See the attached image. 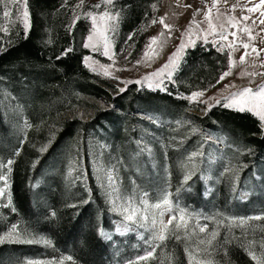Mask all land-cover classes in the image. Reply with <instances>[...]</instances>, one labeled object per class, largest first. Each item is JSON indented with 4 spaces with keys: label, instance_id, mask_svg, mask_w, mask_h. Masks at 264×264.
I'll list each match as a JSON object with an SVG mask.
<instances>
[{
    "label": "trees",
    "instance_id": "1",
    "mask_svg": "<svg viewBox=\"0 0 264 264\" xmlns=\"http://www.w3.org/2000/svg\"><path fill=\"white\" fill-rule=\"evenodd\" d=\"M100 2L84 4L77 11L74 0H28L31 26L27 38L21 25L9 26L7 32L0 30V160L4 163L9 159L15 161L10 174V191L12 207L16 210L13 212L11 207H0V235L6 233L12 224H18L34 235L51 241L50 246L38 243L1 244L0 264H17L25 258L60 262L66 256H71L72 260H64L63 264L120 263V259L114 257V250L117 249H112V243H117L118 250L123 251L127 244H122L121 237L112 236L110 242L99 236L100 229L112 231L111 219L114 216L108 213L103 198L92 183L88 187L89 193L77 186L73 191L66 190L65 193L63 190V195L57 177L51 173L42 177L38 188H31L49 159L53 160L52 171L60 169L63 163L61 154L68 141L78 133L86 136L108 124L106 137L111 140L116 152L118 144L126 136L122 122L137 121L132 113L157 116L162 122L159 127L146 122L143 124L148 131L164 138L172 127L171 123L182 118L203 130L222 135L230 150L239 147L250 149L255 164L264 162V131L256 116L247 111L224 108L223 101L213 104L210 110L207 108L200 115L196 112L197 103L180 98L188 97L192 90H198L207 83L216 84L217 78L225 71L226 55L212 43L198 42L195 47L185 49L171 80H165L166 90H151L146 83L141 86L135 80H125L132 83L123 82L125 91L120 92L116 85L93 73L85 65L84 57L101 59L102 56L83 46L90 34L91 22L82 14L104 11V6L100 9L92 7ZM157 3L158 0H115L111 11L120 16L116 32L109 34L114 54L123 47H130L135 56L139 53L145 41L144 30L154 20L153 5ZM76 15H81V19L70 27ZM1 17L2 6L0 21ZM130 35L132 39H129ZM69 48L72 51L61 56ZM179 77L182 80L176 82ZM1 93L18 105L20 118L31 127L21 131L14 126L11 115L3 112ZM85 98L102 99L116 110H100L92 106L90 119L70 118L57 124L59 128L43 153L32 146L41 137L43 126L76 107H91L84 101ZM169 148L172 147H167L164 157L157 150V161L159 166L163 163L168 169L166 181L172 193H176L173 187L180 183L181 178L174 167L175 152ZM18 149L20 154L17 156ZM181 151L184 153L187 150L183 147ZM248 159L245 156L243 161H253ZM246 171L252 173V166H248ZM123 175L126 174L123 172ZM203 190V184L195 175L187 183L185 191H180L177 201L202 210L206 215L220 209L226 213L232 211L235 215L248 216L252 213L250 202L238 201L235 192L224 188L221 183L213 185V192L207 198L202 197ZM61 195L65 197L63 203ZM2 199L6 204L7 197ZM178 234L181 240L172 238L165 241L163 246L157 247L153 257L138 264H188L185 253L187 238L181 231ZM236 234L225 229L217 233L212 242L222 255L217 261L221 264H254L240 247ZM261 237L264 239V236ZM127 241L132 243L131 239ZM129 262L136 264L137 260L128 259L122 264Z\"/></svg>",
    "mask_w": 264,
    "mask_h": 264
},
{
    "label": "rangeland",
    "instance_id": "2",
    "mask_svg": "<svg viewBox=\"0 0 264 264\" xmlns=\"http://www.w3.org/2000/svg\"><path fill=\"white\" fill-rule=\"evenodd\" d=\"M97 1L101 0H84V4ZM213 2L214 0H158L157 5H155V11H153L155 13L154 20H156V23H151L144 30L146 34L145 41L136 56L130 47H123L117 54H114L111 43L110 55L112 58L110 59L102 55L103 46L100 45V51H94L92 48L89 49L99 53L102 58L89 57L87 67L91 71L92 68H96V71H92L93 73L111 82L118 88H122V83L125 80H142L146 74L155 72L167 62L168 57L176 51L181 40H184L186 44L188 43L189 37L182 35V33L188 28L189 22L193 19V15L197 9H200V12L195 15V22L200 25V28L197 29L196 24H193L192 30L194 35L191 39L195 40L196 43L205 42L200 38V35H207L203 31L208 29L205 14L211 9L213 23L218 26L219 23L223 22L224 31L228 34L227 40H221L218 35H209L207 37V42L213 45V42H215V47L226 55V69L216 81L220 79L224 72L230 70V61L232 64L231 74L220 81V83L214 84L215 87H210L213 83H207L198 90H192L189 96L194 92H204L202 97L192 100L198 104L197 114L202 115L209 104H215V99L209 100V97L220 99L231 92L242 90L245 87H250L254 90L257 89L258 86L264 84V23H261L264 20V15H261V12H264V8L257 9L253 12H248L247 9L259 4L260 0H218L216 7H212ZM77 3H79V0H74L75 6ZM188 5L191 7H187ZM3 10L2 6V12ZM79 10L80 8H77V11ZM218 12L222 14L219 21L216 19ZM17 15L15 7H12L11 17H1L0 30L14 25H21L23 27L22 9L20 13L21 19L18 20ZM165 16V23L172 25L170 30L164 28L159 22L160 18ZM245 16L249 17V19H241ZM229 17L234 18L237 26H232L227 22ZM244 27L251 29V33L255 39L249 40L248 34L239 30ZM232 32H236L237 37L230 35ZM151 37H157L158 39L152 43L151 49H146ZM234 40L236 50L228 47V44ZM241 41L250 45L247 50L250 55L246 57L245 63L243 64L239 62L241 55L245 52V49L241 46ZM189 47L192 46L189 45L186 49ZM252 47H255L259 51L258 57L255 53L251 52ZM152 49L158 55L153 56ZM146 50L149 51V56L152 57L150 60L145 58L144 54ZM137 61H140V63L137 64ZM149 64L150 66H148ZM101 65L104 67L101 68ZM105 71L111 75H104ZM241 73H256V75L242 76ZM181 80L182 78L179 77V80H176V82ZM225 85L235 86L225 88ZM84 101L91 107H76L43 126L41 137H38L32 146L39 149V152H41V149L46 148L59 128L57 124L65 119L77 118L88 120L93 115V107L94 109L100 110L110 108L116 110L115 107L110 106L102 99L85 98ZM201 101H207V103ZM1 105L5 115H11L14 126H17L18 130L22 131L27 128L25 126V120L19 116L18 105L4 93H1ZM131 115L135 116L137 121L132 123L122 122L123 132L126 133V136L118 144L116 152L113 151L111 140L106 137V133L108 132L107 127H110L108 124L105 125L106 127L86 136L78 133L68 141L64 152L61 154L63 163L60 169L56 172L52 171L50 166L53 160L49 159L39 171V179L31 185V188H38L41 184L42 177L51 173L57 177L58 185L61 187V194L63 193V195H65L66 190L73 191L77 186H81L89 193L88 187L92 183L103 198L108 213L114 216L111 219L112 231L109 232L100 229L98 231L99 236L110 242L113 239L112 236L121 237L122 244H127L123 251V249L118 250L117 243H112V249H117V251L114 250L116 254L114 257L120 259L119 264L126 263L128 259L137 260L138 257L144 256L150 248L145 243V240L140 237L141 235L149 237L150 233L135 224L130 226V230H125L123 217L118 211L112 210V202L114 201L117 205H124L131 202L134 206L143 209L144 205L140 204V200L145 198L143 196L144 193H148L146 199L149 204L161 201L165 194L170 193L169 198L173 203V207L183 209L185 213L189 214L186 216L190 225L187 230V236H185V230L183 228L179 230L187 238L186 245L189 248H195L197 245L202 250L208 248L209 246L206 244H199V240H207L210 238L211 232L218 233L221 229H225L231 233H237L238 238L236 237V239L239 240L237 242H239L240 247L247 255L248 251L246 249H251L259 257L262 251L261 245L264 244V239L261 237L264 236V219H253V217L264 216V162L255 164L250 149L239 147L230 150L228 149L226 139L222 135L203 130L194 123L187 122L182 118L176 119V121L171 123L172 127L168 130L166 138H164L159 134L148 131L143 124L146 122L154 127H159L162 122L157 116L142 112L132 113ZM42 142L43 144L41 145ZM169 146L172 147L169 149H173L175 152L173 155L174 167L181 178L180 183L173 187L176 188V193H172L169 188L170 185L166 181L168 169L163 163H160L159 166L157 161V150L164 157ZM183 147L189 152L184 151L183 153L181 151ZM192 153L202 154H198L189 159ZM245 156H248V160L253 161H243ZM248 166H252V173L246 171ZM123 172L126 175H123ZM109 174L113 178L112 184H109ZM186 175L191 176L189 181H192L195 175L198 176L204 186L203 198H207V195L209 196L213 192V185L221 183L224 188L235 192V199L240 202L247 201L251 203V215H235L232 211L226 213L222 209L206 215L202 210L182 205L177 199L180 191H185L187 183L189 182H184ZM148 176H151V179ZM60 198L63 203L65 197L61 195ZM159 211L148 208V223H151L152 216L155 214L158 222L157 229H159V220L161 219ZM170 215V213H165L162 217L164 223H167ZM177 216L179 217L178 212ZM241 219H245L246 222L241 224ZM116 223L119 224V229L115 228ZM205 225L208 226V230L200 233L199 227ZM101 231L106 233L107 237L110 238L101 235ZM259 232L260 235L258 236ZM129 236L131 237L128 238ZM127 238L129 240L131 239L132 243H128ZM38 244L43 245L42 243ZM219 256H222L221 253L213 245L209 253L201 251L198 253L197 258L202 257L210 261L211 264H221V261H217L219 260ZM248 257L256 264V261L249 255ZM186 259L189 264L188 255H186ZM28 260L51 261L54 264H59L56 261L40 258H25L17 264H26Z\"/></svg>",
    "mask_w": 264,
    "mask_h": 264
},
{
    "label": "snow or ice",
    "instance_id": "3",
    "mask_svg": "<svg viewBox=\"0 0 264 264\" xmlns=\"http://www.w3.org/2000/svg\"><path fill=\"white\" fill-rule=\"evenodd\" d=\"M218 3V0H214L212 7H216ZM84 4V0H79V3H77V8H82ZM115 5V0H101L100 3L93 5L92 7L95 9H100L102 6H104V11L102 12H93V11H87L82 14V17L84 19H90L91 20V28H90V34L87 37L86 42L84 43L85 48H92L94 51H100V45L103 46V52L102 55L112 58L110 55V45L111 40L109 34H114L116 32L117 23L119 20V13H113L111 9ZM0 6H3V12L2 16L4 18H9L12 15V7H15V10L17 12V19H21V9H22V23L25 31V38H27V32L30 29V13L28 9V0H0ZM155 8V5H153ZM187 7H191L188 5ZM235 7V6H233ZM264 8V0H260V3L255 5L252 8H248V12L256 11L257 9ZM200 12V9L196 10V13L193 15V19L189 22V26L187 29L184 30V33L182 35H187L189 37V41L186 44L184 40H181V43L177 46V49L174 53H172L169 57L167 62L161 66V68L157 69L155 72L146 74L142 80L135 81L137 84H141V86H144V83L147 84V87L151 90H166L165 88V80H171L172 73L175 70L176 65L180 61L182 54L187 46L191 45L192 47H195V40L191 39V37L194 35L192 26L193 24H196L195 22V15ZM221 15L218 12V15L216 19L219 21L221 19ZM261 15H264V12H261ZM81 19V15H76L73 20V25L70 27H74L77 20ZM165 17H161L159 22L164 26L166 29H171L172 25L165 23ZM241 19L247 20L249 17L245 16ZM205 20L208 23V29L203 30L207 33V35H200V38L203 39L205 42H207V37L209 35L215 36L218 35L221 40H227L228 34L224 31V23L221 22L217 26L213 23L211 18V9H209L208 13L205 14ZM232 26H237L234 22V18L229 17L227 21ZM153 24L156 23V20L152 21ZM261 23H264V20L261 21ZM196 28L199 29L200 25L196 24ZM219 29V30H218ZM3 31L7 32V28H3ZM242 32H245L248 34L249 40L255 39V37L251 33V29L244 27L242 29H239ZM163 35V33H161ZM233 37H237L236 32L230 33ZM170 38V37H169ZM129 39H132V35L129 36ZM158 38L157 37H151L149 45L146 46V49H151L152 43H154ZM214 46H215V42ZM241 46L245 49V52L240 57V63H245V59L250 53L247 51L250 47L248 43H243L241 41ZM162 47V46H161ZM223 47V46H221ZM229 48H232L233 50H236V43L235 40L228 44ZM219 50V49H218ZM72 51V49H65L64 52L61 53V56H65L68 54V52ZM252 53H255L257 57L259 56V51L252 47L251 49ZM145 58L151 59L152 57L149 56V51H145ZM152 55L156 56L158 53L152 49ZM61 57H57V59H60ZM90 58L84 57V61L86 66H88L87 62ZM140 61H137V64H139ZM150 66V64L148 65ZM231 61H230V70L228 72H224L220 79L217 81V83H220V81L224 80L225 77L231 74ZM104 66L101 65V68ZM110 67V66H109ZM119 70V69H117ZM92 71H96V68H92ZM99 74V73H98ZM104 75H111L109 72L105 71ZM241 75H249V76H255L256 73H241ZM124 83H132V81H126ZM235 85H225V88L234 87ZM210 87H215V85H210ZM120 92H124L125 88H120ZM204 95L203 91L200 92H194L189 97H183L180 98H186L190 101L195 100L198 97H202ZM215 99L216 104H221L224 108L232 109L239 112H250L254 116L258 118L260 121V126L262 131H264V84L257 87V89H252L250 87H245L242 90H238L236 92H231L227 96H223L220 99H216L214 97H209V100ZM203 103H207V101H201ZM212 107L211 104L208 105V110ZM26 127H31V125L27 124L25 122ZM23 143V141L21 142ZM46 148L41 149V152L45 151ZM20 150L18 149L15 153V155H19ZM198 154L202 153H192L189 159L195 157ZM13 159H9L7 163H4L2 160H0V181L3 182V186L0 187V207H11V210L15 212V208L12 207V198H11V191H10V174L12 172V165L14 164ZM35 167V164L33 165ZM6 169V171H4ZM191 179L190 175H186L184 177V182L187 183ZM109 184L113 183V178L111 174L108 175ZM170 193L165 194L164 198L161 201H158L153 204H149L146 197L148 196V193H144L143 196L145 198H142L140 200V204L144 205V208L141 209L139 207L134 206L131 202L124 205H117L114 201L113 203V209L114 211H118L122 217L123 221L125 222V230H130V226L132 224H135L139 228L145 229L146 232L150 233L149 237H144L141 235V239L145 240V243L149 246L150 250L146 252L144 256H140L137 258L136 264H138L139 261H147L149 258L153 257L154 252L156 251L157 247L163 246L164 242L169 239H176L177 241L181 240V235L178 234L179 230L183 228L185 230V236H187V230L190 227L189 220L186 219V216L189 214L185 213L183 209H176L173 207V203L170 200ZM7 197V203H3L4 197ZM87 202V201H86ZM148 208L160 210L159 216L161 219L159 220V229H157V219L155 214H153L151 223H148L149 215H148ZM162 209V210H161ZM170 213V218L167 221V223H164L162 217L165 215V213ZM177 212L179 213V217L177 216ZM54 216L55 213H52ZM253 219H264V216H256L253 217ZM175 222V223H174ZM245 219H241L240 223H245ZM207 231V225L199 227V232L204 233ZM101 235L106 236L107 234L101 231ZM217 233L211 232L210 238L207 240L200 239L199 244H206L209 247L205 249H200L199 245H197L193 249H189V247H185V253L188 255V261L189 264H211L210 261H207L205 259L197 258L198 253L201 251H204L205 253H209L210 248L213 246L212 242L215 240ZM159 242V243H157ZM3 243H19V244H33V243H42L46 246L51 245V241L47 240L43 237H38L34 235L33 233L29 232L26 228L20 227L18 224H12L11 227L8 229V231L2 235H0V244ZM261 253L258 257L254 251L251 249H246L248 251V255L256 261V264H264V244L261 245ZM64 260H72L71 256L62 257L59 264H63ZM26 264H54V262L48 261L43 262L40 260H28L26 261ZM129 264H133V262H129Z\"/></svg>",
    "mask_w": 264,
    "mask_h": 264
},
{
    "label": "bare ground",
    "instance_id": "4",
    "mask_svg": "<svg viewBox=\"0 0 264 264\" xmlns=\"http://www.w3.org/2000/svg\"><path fill=\"white\" fill-rule=\"evenodd\" d=\"M115 228H116V229H119V228H120L119 224L116 223V224H115ZM116 229H115V230H116Z\"/></svg>",
    "mask_w": 264,
    "mask_h": 264
}]
</instances>
